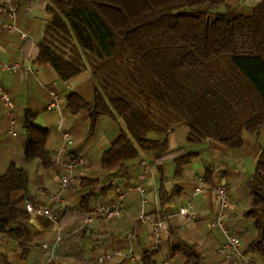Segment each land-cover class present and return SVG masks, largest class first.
I'll return each instance as SVG.
<instances>
[{
    "label": "trees",
    "instance_id": "trees-1",
    "mask_svg": "<svg viewBox=\"0 0 264 264\" xmlns=\"http://www.w3.org/2000/svg\"><path fill=\"white\" fill-rule=\"evenodd\" d=\"M50 1L55 9H50L53 18L37 60L50 64L62 80L88 65L96 82L94 103L69 92L70 110H85L91 131L101 114L120 117L125 124L101 155L105 180L80 176L74 209L78 214L90 211L97 196L108 195L117 179L129 176L139 150H156L157 162L172 159L177 176L199 154L182 147L169 150L166 137L162 142L148 139V132L165 133L184 124L188 142L212 139L237 156L243 135L259 133V115L264 113V0L247 14L226 5L227 0ZM220 4L226 5L224 12L217 11ZM34 117L26 111L24 157L47 165L48 131L34 125ZM212 175L207 170L204 179ZM27 184V174L14 164L0 174V236L16 240L23 257L33 241L30 214L24 197L13 198L12 193L26 191ZM249 186L254 197L249 215L255 219L257 237L246 252H257L264 260V148ZM159 196L165 203L162 188ZM54 213L60 221L65 208ZM175 251L186 258L184 264L201 262L202 254L187 241L178 242ZM153 253L142 252L144 264H155Z\"/></svg>",
    "mask_w": 264,
    "mask_h": 264
},
{
    "label": "crops",
    "instance_id": "crops-1",
    "mask_svg": "<svg viewBox=\"0 0 264 264\" xmlns=\"http://www.w3.org/2000/svg\"><path fill=\"white\" fill-rule=\"evenodd\" d=\"M257 1L252 0L249 4L246 0H227L226 5L247 14ZM226 5H218L217 11L224 12ZM50 9H55L50 0L0 3V174L14 164L27 174L28 184L26 191L13 192V198L22 196L25 203L35 206L64 207L65 213L60 221L43 214L30 215L28 226L33 241L24 257L16 240L1 235L0 264H144V250L157 251L155 255L161 264L163 261L184 264L186 258L178 251L174 253V246L180 241L194 244L202 254L201 262L264 264L259 253L246 252L257 237L255 219L249 215L254 208L249 178L264 148V113L259 115V133L243 135L244 143L238 156L212 139L188 142V127L184 124H175L165 133L148 132V139L162 142L166 137L169 150L182 147L199 154L185 164L177 176L172 159L157 162L156 150H139V158L131 162L129 176L117 179L108 195L97 196L90 205L92 211L114 201L117 192H126L123 210L118 216L86 223L85 217L90 211L78 214L74 210L79 202L80 176L105 180L107 174L100 162L101 155L125 130V124L120 117L101 114L91 131L87 112L70 110L67 105L69 92L78 94L89 105L94 103L96 82L88 65L69 80H62L50 64L37 60L39 44L45 39L47 26L53 18ZM11 10L15 12L14 18L10 15ZM5 23L12 27L3 28ZM21 33L27 37L23 38ZM8 62H18L30 69L14 72L3 67ZM3 93L9 95L12 107L4 102ZM53 94L57 98V108H49ZM26 111L35 113L34 125L48 131L45 141L47 165H42L38 158L24 157ZM76 156H83L85 163L76 166L69 175L70 183L63 191L61 204H57L52 194L60 190L63 163ZM207 170L213 171L209 180L204 179ZM220 184L226 185L229 194L224 227L241 241L242 256L231 254L228 259L222 250L226 240L223 229L217 231L213 228L218 226L211 225L220 208L214 187ZM197 187L199 191H196ZM160 188L167 198L165 203L160 201ZM188 205H191L189 213L181 214L179 209ZM261 215L264 220V207ZM159 220L163 221L162 239L151 249L153 223ZM58 237L57 246L53 250L50 247L54 258L49 262L42 244L53 245ZM112 250L123 253L125 250L126 254L111 260H98ZM155 255L152 260L156 261ZM169 255L176 260L167 259Z\"/></svg>",
    "mask_w": 264,
    "mask_h": 264
},
{
    "label": "built area",
    "instance_id": "built-area-1",
    "mask_svg": "<svg viewBox=\"0 0 264 264\" xmlns=\"http://www.w3.org/2000/svg\"><path fill=\"white\" fill-rule=\"evenodd\" d=\"M10 0H0V3H9ZM11 17H15V12L10 11ZM3 28H10L12 27L10 24L5 23L2 24ZM21 36L23 38H26L27 35L25 33H21ZM5 68L11 70V71H25L30 69L29 66L18 63V62H8L4 64ZM53 101L49 104V108H57L58 107V102L56 96L53 94ZM2 98L4 102L6 103L7 106L12 107V101L9 97L8 94L3 93ZM65 137H67V134L65 133ZM85 163V158L83 156H76L73 157L71 160L68 162L63 163V174L60 177V190L57 191L56 193L52 194V198L57 202V204H61L62 198H63V191L65 188L69 185L70 180H69V175L72 173V171L75 169L76 166ZM139 190H141V186L138 187ZM200 188L197 187L196 191H199ZM215 194L219 200V211L217 213V217L214 221H212L211 225L212 226H218L223 229V232L225 234L226 240L223 243L222 250L226 255V258L228 259L231 254H236L238 256H242V251H241V241L240 239L235 236L233 233H231L228 229L224 227V219H225V214H226V209L229 207V194H228V189L226 185L220 184L214 187ZM126 196V192L119 191L116 194V198L114 201L107 205H101L94 210L90 211L87 213V216L85 217V222H93L95 219L98 218H106L110 219L115 216H118L122 210H123V202L124 198ZM25 208L26 211L31 215V214H43L46 215L47 217L56 220V214L54 213L53 208H47L44 206H35L31 204L30 202L25 203ZM191 209V205L188 206H183L179 209V212L181 214H188ZM162 230H163V221H156L153 223V229H152V238L150 245L152 248H156L159 243L161 242L162 239ZM60 240V237L57 238L56 243L53 245H49L47 243L42 244V249L43 251L47 254L48 260L47 261H52L54 258L53 254V248L57 246L58 242ZM50 247L52 250H50ZM123 251L121 250H112L110 252H106L103 254L98 260L104 261V260H111L115 256H120L123 255ZM247 261V260H246ZM247 264H251L249 262H246ZM33 264H42L40 262H35ZM163 264H172L170 262L165 261Z\"/></svg>",
    "mask_w": 264,
    "mask_h": 264
},
{
    "label": "rangeland",
    "instance_id": "rangeland-1",
    "mask_svg": "<svg viewBox=\"0 0 264 264\" xmlns=\"http://www.w3.org/2000/svg\"><path fill=\"white\" fill-rule=\"evenodd\" d=\"M199 7H195V9H198ZM201 9H205V6H202V8ZM213 229H215V230H217V231H222V229L220 228L219 229V227L218 228H216V227H214ZM151 247V246H150ZM151 249H152V247H151ZM157 253V251L156 252H154L153 254L155 255ZM125 254H126V252H125V250H124V256H125ZM209 255H211V253L209 254ZM155 258H156V261H155V264H161V262H160V260H159V258H157V255H155L154 256ZM174 257H172V255H169V258H167V259H171V260H176V258H174ZM159 261H158V260ZM164 263V261L162 262V264ZM199 264H209V262H208V260H205V261H202V262H200Z\"/></svg>",
    "mask_w": 264,
    "mask_h": 264
}]
</instances>
